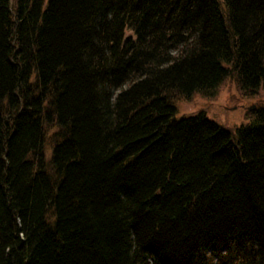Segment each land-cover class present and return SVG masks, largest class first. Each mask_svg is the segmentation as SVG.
<instances>
[{"label": "trees", "instance_id": "16d2710c", "mask_svg": "<svg viewBox=\"0 0 264 264\" xmlns=\"http://www.w3.org/2000/svg\"><path fill=\"white\" fill-rule=\"evenodd\" d=\"M228 81L264 0H0V264H264V106L177 118Z\"/></svg>", "mask_w": 264, "mask_h": 264}, {"label": "rangeland", "instance_id": "374dc122", "mask_svg": "<svg viewBox=\"0 0 264 264\" xmlns=\"http://www.w3.org/2000/svg\"><path fill=\"white\" fill-rule=\"evenodd\" d=\"M127 35H132V32L128 31ZM176 105L177 118L205 112L210 120L231 130L249 123L253 106L255 110L264 106V91L257 97H245L234 82L228 81L214 99L196 96L191 101L179 100Z\"/></svg>", "mask_w": 264, "mask_h": 264}, {"label": "water", "instance_id": "95a60500", "mask_svg": "<svg viewBox=\"0 0 264 264\" xmlns=\"http://www.w3.org/2000/svg\"><path fill=\"white\" fill-rule=\"evenodd\" d=\"M253 109H255V107H254V106L251 108V110H253Z\"/></svg>", "mask_w": 264, "mask_h": 264}]
</instances>
